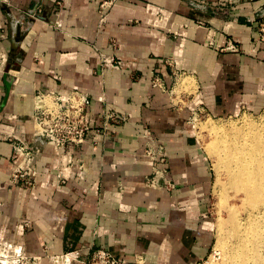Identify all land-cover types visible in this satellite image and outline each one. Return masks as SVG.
I'll return each mask as SVG.
<instances>
[{
	"label": "crops",
	"instance_id": "crops-1",
	"mask_svg": "<svg viewBox=\"0 0 264 264\" xmlns=\"http://www.w3.org/2000/svg\"><path fill=\"white\" fill-rule=\"evenodd\" d=\"M105 1L0 0V239L44 257L94 247L127 264H202L214 172L191 119L264 110V3L116 0L101 26ZM38 91L91 97L93 131L59 156V187L30 120ZM147 131L165 147L170 193L145 185ZM15 139L45 150L32 191L10 181Z\"/></svg>",
	"mask_w": 264,
	"mask_h": 264
},
{
	"label": "built area",
	"instance_id": "built-area-1",
	"mask_svg": "<svg viewBox=\"0 0 264 264\" xmlns=\"http://www.w3.org/2000/svg\"><path fill=\"white\" fill-rule=\"evenodd\" d=\"M115 3L116 0H108L100 5L101 26L108 20L109 10ZM189 4L198 10H207L211 7L206 0H189ZM30 13L31 16L36 17V13ZM261 17H264V12L261 13ZM36 99L37 105L30 120L35 128V137L54 149L53 156L56 158L60 172L51 175L49 183L59 187L66 181L61 172L63 164L59 156L67 148L77 149L85 145L93 131L91 97L88 93L80 91H72L68 94L38 91ZM108 117L116 121L126 120L124 117L119 119L116 113H109ZM143 138V156L151 165V172L145 177V185L151 190L170 193L175 185L168 178L169 163L165 147L156 143L157 139L151 131H147ZM44 152L45 150L37 145L15 139L14 159L17 164L10 175V181L29 191L36 189L37 168ZM79 167H84L81 159H79ZM0 264H127V262L118 259L107 249L94 247L87 255L70 252L44 257L28 253L22 245L11 240L0 239Z\"/></svg>",
	"mask_w": 264,
	"mask_h": 264
},
{
	"label": "bare ground",
	"instance_id": "bare-ground-1",
	"mask_svg": "<svg viewBox=\"0 0 264 264\" xmlns=\"http://www.w3.org/2000/svg\"><path fill=\"white\" fill-rule=\"evenodd\" d=\"M208 128L215 135L217 186L230 214L221 220L216 246L222 263L211 264H264V120L233 130ZM230 190L243 195L241 206L228 205Z\"/></svg>",
	"mask_w": 264,
	"mask_h": 264
},
{
	"label": "rangeland",
	"instance_id": "rangeland-1",
	"mask_svg": "<svg viewBox=\"0 0 264 264\" xmlns=\"http://www.w3.org/2000/svg\"><path fill=\"white\" fill-rule=\"evenodd\" d=\"M264 3V0H262ZM264 12V11H263ZM260 27V42H262V46L264 47V17L261 19ZM264 120V110L258 112H243L235 116L229 117H214L208 115L203 111H196L192 115L191 125L194 131L197 133L200 141L202 142L205 150L207 151L210 160L212 162L214 178L212 183V200L210 205L211 217L213 219V231H214V241H213V249L211 251L210 257L203 262L202 264H211L212 260H217L215 262L222 263L223 255L216 250L218 235L221 225V220H228L229 218V210L226 204L222 203V199L225 196V193L221 192L217 186V170H216V162L217 155L213 152L212 143L215 139V135L212 133L209 126L217 125L222 129L233 130L235 128H243L247 122H261ZM221 193V195H220ZM227 193V192H226ZM229 204L231 206H241V197L243 196L241 193L235 191H229ZM235 195V196H234ZM238 195V196H237ZM222 203V204H221ZM215 257V258H214Z\"/></svg>",
	"mask_w": 264,
	"mask_h": 264
}]
</instances>
